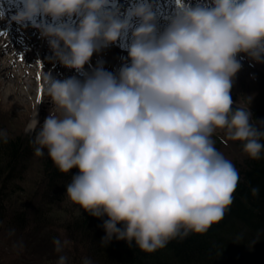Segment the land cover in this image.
Here are the masks:
<instances>
[{"label":"clouds","instance_id":"clouds-1","mask_svg":"<svg viewBox=\"0 0 264 264\" xmlns=\"http://www.w3.org/2000/svg\"><path fill=\"white\" fill-rule=\"evenodd\" d=\"M11 5L14 14L0 10V21L36 30L49 62L75 73L44 72L52 107L42 123L34 112L27 129L34 155L46 150L58 172L71 175L67 200L103 220L102 241L152 253L220 223L240 177L213 137L222 132L254 161L264 153V121L232 98L241 59L264 63V0ZM114 45L127 53L118 69L103 60L92 65L94 54ZM7 142L0 129V143ZM250 191L255 197L260 189ZM52 243L54 264H68L70 241Z\"/></svg>","mask_w":264,"mask_h":264},{"label":"rangeland","instance_id":"rangeland-1","mask_svg":"<svg viewBox=\"0 0 264 264\" xmlns=\"http://www.w3.org/2000/svg\"><path fill=\"white\" fill-rule=\"evenodd\" d=\"M27 32L33 35L32 39L36 40V46L28 45L26 48L21 46L23 48H20V53L13 56L14 60L10 62L11 66L0 72V129L5 130L8 138L12 139L21 135L27 136V139L32 138L34 133L30 132L27 126L34 112L38 111L42 123L52 107L46 95L40 90L41 71L45 67L43 60H49L51 50L47 42L44 45L39 42L40 38L35 37L39 35L36 30L20 31L22 37ZM114 49L107 48L99 54H94L92 65L95 66L99 58L105 56V68L109 71L118 69L122 57L127 54L118 49L119 55L116 64H110V53H116ZM8 51H17L15 45L11 44L8 50L4 49L0 56L12 57ZM241 64L242 68L236 75L232 89L233 101L238 105L249 107L253 120L256 115V121H264V63L257 64L244 57L241 59ZM55 65L54 63L52 67ZM34 72L36 73L34 74ZM213 138L216 141L217 149L232 162L242 161L245 157L239 144L227 141L222 132L217 133ZM47 163L53 164L48 158L46 150L43 157H37L34 155L33 148L30 147V154L25 161L24 168H20V177H17L6 187L5 198L0 199L6 203L8 212H11L8 218L0 221V264H54L58 256L54 251L52 241L57 238L61 241L65 239L70 241L63 253L68 257V264H82L83 248L78 241L74 243L72 238L66 234V229L49 227L45 231L40 230L37 233L34 230L36 225L31 214L39 206L43 205L48 208L49 215L47 217L52 221H70L82 211H77V206L68 201L65 196V186L70 182L69 179L64 180L61 187L58 186L44 196L48 191V180L45 177ZM1 186L0 184V190ZM20 211H27L29 219L32 221L31 228L23 231L14 226L10 228L11 217L15 215V212L20 213ZM51 230L56 237H50Z\"/></svg>","mask_w":264,"mask_h":264},{"label":"trees","instance_id":"trees-1","mask_svg":"<svg viewBox=\"0 0 264 264\" xmlns=\"http://www.w3.org/2000/svg\"><path fill=\"white\" fill-rule=\"evenodd\" d=\"M31 139L21 135L0 143V199L5 198L6 187L18 177L29 156ZM239 147L242 150L241 144ZM232 163L240 179L234 202L223 220L205 234H190L182 240H173L155 252H141L134 244L129 246L115 238L110 243L102 241L105 237L103 220L91 217L83 210L73 220L52 221L47 217L48 208L39 206L31 214L36 225L34 230L37 233L49 227L66 229L74 243L78 241L83 248L81 258L87 257L93 264H264V153L258 161L245 156L242 161ZM76 171L74 169L73 174ZM45 173L48 191L44 196L61 187L64 180H71L70 174H60L51 163H47ZM254 186L260 189L255 197L250 191ZM10 213L6 203L0 201V221L8 218ZM14 214L10 228L18 227L21 231L31 228L27 211ZM50 237H56L52 230Z\"/></svg>","mask_w":264,"mask_h":264},{"label":"bare ground","instance_id":"bare-ground-1","mask_svg":"<svg viewBox=\"0 0 264 264\" xmlns=\"http://www.w3.org/2000/svg\"><path fill=\"white\" fill-rule=\"evenodd\" d=\"M23 36L24 37H22V33H17L16 31L12 30L9 24L5 23L4 21H0V54L2 51H4V49L8 50L11 44L15 45V48L18 49L17 51H8V53L12 54V57H7V56L5 57L4 55L0 56V72L2 70H6L7 68H9V66H11L10 62L14 60L13 56H16V54H18V51H20V48H23L21 46H24L25 48L28 47V45L30 46L32 45V47L36 46V43H35L36 40L32 39L34 37L32 34H30V32L25 33ZM35 37L40 38L39 35H36ZM39 42H42L44 45L46 44V40H43L41 38ZM110 55L111 57H110L109 63L116 64L118 55L116 54L114 55L111 53ZM99 60H103L105 62V56H101ZM43 61L45 62V65H44L45 67L41 71L42 75L44 74V72L51 73L54 77H57L59 79L72 76V71L64 68L59 63H55L56 65L52 67L54 63L49 62V60L46 61L45 59ZM35 73L36 72H34V74ZM42 75H41V81H40L41 82L40 90H42L43 92ZM9 89H11V87H9Z\"/></svg>","mask_w":264,"mask_h":264}]
</instances>
